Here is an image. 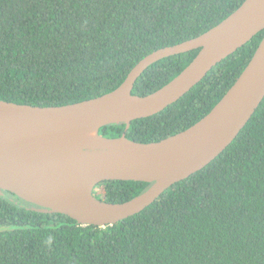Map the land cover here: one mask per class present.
Wrapping results in <instances>:
<instances>
[{"label": "trees", "instance_id": "trees-1", "mask_svg": "<svg viewBox=\"0 0 264 264\" xmlns=\"http://www.w3.org/2000/svg\"><path fill=\"white\" fill-rule=\"evenodd\" d=\"M245 0H0V100L59 107L118 88L153 52L197 38ZM264 30L174 104L99 135L159 142L205 117L237 81ZM198 50L159 60L137 79L144 97L178 76ZM149 183L106 181L96 198L127 202ZM0 264H264V99L211 163L115 225L81 226L0 195Z\"/></svg>", "mask_w": 264, "mask_h": 264}, {"label": "water", "instance_id": "water-1", "mask_svg": "<svg viewBox=\"0 0 264 264\" xmlns=\"http://www.w3.org/2000/svg\"><path fill=\"white\" fill-rule=\"evenodd\" d=\"M264 30V0H245L209 32L153 52L115 90L87 101L34 107L0 100V195L10 193L44 212L65 215L81 226L105 228L132 217L174 184L200 171L237 137L264 99V39L237 81L215 107L186 130L159 142L108 139L101 128L125 125L177 102L222 60ZM198 50L165 86L144 97L132 94L155 62ZM92 131L95 145L79 147L75 136ZM106 181L150 186L137 197L112 204L95 197Z\"/></svg>", "mask_w": 264, "mask_h": 264}, {"label": "bare ground", "instance_id": "bare-ground-1", "mask_svg": "<svg viewBox=\"0 0 264 264\" xmlns=\"http://www.w3.org/2000/svg\"><path fill=\"white\" fill-rule=\"evenodd\" d=\"M75 140L79 147L83 149H90L93 148L95 145L93 132L92 131H86L79 133L75 136Z\"/></svg>", "mask_w": 264, "mask_h": 264}, {"label": "rangeland", "instance_id": "rangeland-1", "mask_svg": "<svg viewBox=\"0 0 264 264\" xmlns=\"http://www.w3.org/2000/svg\"><path fill=\"white\" fill-rule=\"evenodd\" d=\"M95 192H96L97 196H101L102 195V188L101 187L96 188Z\"/></svg>", "mask_w": 264, "mask_h": 264}]
</instances>
